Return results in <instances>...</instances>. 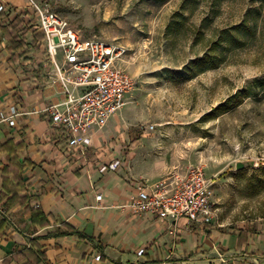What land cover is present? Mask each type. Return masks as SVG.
Masks as SVG:
<instances>
[{
  "label": "rangeland",
  "instance_id": "obj_1",
  "mask_svg": "<svg viewBox=\"0 0 264 264\" xmlns=\"http://www.w3.org/2000/svg\"><path fill=\"white\" fill-rule=\"evenodd\" d=\"M36 1L85 38L127 39L138 50L127 68L136 85L102 135L105 154L123 162L116 174L132 185L200 164L213 177L218 217L264 228V90L251 86L264 76V0H144L135 14L125 10L138 0ZM21 13L35 36L33 13ZM219 38L214 67L182 70ZM41 40L29 44L31 60Z\"/></svg>",
  "mask_w": 264,
  "mask_h": 264
},
{
  "label": "crops",
  "instance_id": "obj_2",
  "mask_svg": "<svg viewBox=\"0 0 264 264\" xmlns=\"http://www.w3.org/2000/svg\"><path fill=\"white\" fill-rule=\"evenodd\" d=\"M10 1L0 19V113L8 114L13 105L26 112L17 116L14 124L0 121V171L7 163L14 168L10 163L14 155L21 164V176L27 179L20 195L31 194L38 207L48 214L49 224L33 225L24 205L7 207L6 198L1 196L0 179V264L26 262L24 256L12 252L30 247L31 238H35L46 256L37 264H264V228L228 224L218 214L205 223L185 216L172 221L149 212H136L129 206L138 184L160 179L136 180L130 185L115 173L123 164L121 161L114 170L99 171L101 163L118 159L105 154L102 141L107 138L102 135L124 106L103 129L92 134V144L84 154L70 148L62 134L51 129L41 109L48 101H58L62 96L55 92V87L45 85L36 70L42 61L43 42L40 54L37 52L40 57H28L34 36L24 14H20L21 7H28L27 1ZM143 2L138 0L125 12L135 14ZM17 15L24 19L22 26L28 37L26 45L16 50L1 25ZM133 22L136 19L130 18V25ZM36 29L41 33L38 26ZM97 38L126 48L122 61L126 69L131 59L137 57L138 50L131 54L134 48L127 39ZM127 99L128 96L126 103ZM17 140L21 141L20 148L14 145ZM177 172L170 171L166 176ZM11 183L15 189L13 179ZM63 222L75 232L50 234L65 230ZM140 248L143 252L138 254ZM6 257L10 258L8 262H4Z\"/></svg>",
  "mask_w": 264,
  "mask_h": 264
},
{
  "label": "built area",
  "instance_id": "obj_3",
  "mask_svg": "<svg viewBox=\"0 0 264 264\" xmlns=\"http://www.w3.org/2000/svg\"><path fill=\"white\" fill-rule=\"evenodd\" d=\"M26 1L43 36L39 73L44 84L55 87L62 96L45 103L41 111L51 129L58 130L70 148L84 154L92 144V134L121 110L136 85V76L122 65L126 48L97 37L85 38L52 8L36 0ZM10 2L0 0V11L8 10ZM25 112L13 105L8 114L0 113V121L14 124L16 117ZM119 164L120 160L112 159L101 163L99 171L114 170ZM213 183L203 166L194 164L185 172L138 184L129 206L136 212L172 221L185 216L209 222L217 215ZM142 252L140 248L138 254Z\"/></svg>",
  "mask_w": 264,
  "mask_h": 264
},
{
  "label": "trees",
  "instance_id": "obj_4",
  "mask_svg": "<svg viewBox=\"0 0 264 264\" xmlns=\"http://www.w3.org/2000/svg\"><path fill=\"white\" fill-rule=\"evenodd\" d=\"M3 15H4L3 12H0V19L3 17ZM23 22H24L23 18L15 16L12 20L7 22L6 24L1 25L2 30L9 36L11 46L13 47V49L16 50L21 49L26 45L25 39L28 37V34L26 32V28L22 26ZM246 24H247L246 21L240 22L235 26L231 27L230 29L224 30V32H230L231 29L240 28L242 26H245ZM19 36L21 38L20 40H17ZM40 39H42V33L37 32L35 33V36L30 43L34 45V43H36ZM220 46H223V44H222V39L219 38L216 41L212 42L211 46H209L208 50L205 51L202 56H197L189 64L186 63L182 70L184 72L187 71L189 76L192 77L195 74L202 72L209 67H214L219 57L218 54H222V48L219 49ZM36 47L38 48V45H36ZM251 86L258 87L264 90V76L254 79ZM14 143L16 147L18 148L21 147L20 140H17ZM10 163L14 166V168L11 169L10 164L7 163L4 166V168L0 171V179L2 181L1 196L3 198H6L4 202L5 205L7 207H12L17 204L24 205L25 213L31 219L33 225L42 227L44 225L49 224L48 214L45 213L40 207H38L39 205L36 204L34 199H32L31 194L25 193L23 195H20L19 193L20 190L24 189L25 183H27V179H24L20 174V169H21L20 162L17 159H15V156L13 155L11 157ZM11 172H13L12 176L10 174ZM11 179L14 180L15 189H12L11 187L12 184ZM262 181L264 184V180ZM1 223H0V227H1ZM62 226H64L66 229L62 230L61 232L58 230H54L50 232V234L60 235V234H68L75 232V229L66 222H63ZM80 236H84V234H80ZM32 246L35 247L33 248ZM12 253L14 255L24 256L27 259V261L24 262L23 264L41 263L46 258L44 250L35 241V238H31L30 247L25 246L22 250ZM9 260L10 258L6 257L4 259V262H8Z\"/></svg>",
  "mask_w": 264,
  "mask_h": 264
},
{
  "label": "water",
  "instance_id": "obj_5",
  "mask_svg": "<svg viewBox=\"0 0 264 264\" xmlns=\"http://www.w3.org/2000/svg\"><path fill=\"white\" fill-rule=\"evenodd\" d=\"M244 165V163H242V162H237V167L239 168V167H241V166H243Z\"/></svg>",
  "mask_w": 264,
  "mask_h": 264
}]
</instances>
